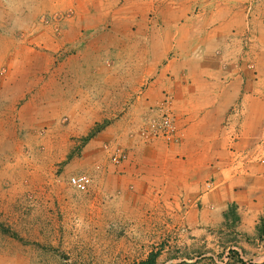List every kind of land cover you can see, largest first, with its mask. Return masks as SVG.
Segmentation results:
<instances>
[{"label": "crops", "instance_id": "crops-1", "mask_svg": "<svg viewBox=\"0 0 264 264\" xmlns=\"http://www.w3.org/2000/svg\"><path fill=\"white\" fill-rule=\"evenodd\" d=\"M58 12L75 14L69 29L124 27L137 51L117 54L131 71L111 80L129 100L113 137L129 151L115 177L152 230L147 253L160 248L161 264H264V0H0V72L14 59L26 67L27 42L13 46L41 40L42 16ZM91 13L103 15L92 23ZM120 13L129 20L109 21ZM28 26L31 37L14 33ZM81 61L72 75L88 80ZM167 94L178 141L147 131ZM175 247L193 258H172Z\"/></svg>", "mask_w": 264, "mask_h": 264}, {"label": "rangeland", "instance_id": "rangeland-1", "mask_svg": "<svg viewBox=\"0 0 264 264\" xmlns=\"http://www.w3.org/2000/svg\"><path fill=\"white\" fill-rule=\"evenodd\" d=\"M102 15L86 16L94 23ZM71 16L44 14L41 40L13 46L21 49L27 42L26 67L14 59L8 71L0 72V264H138L160 250L147 253L150 248L142 245L152 230L137 210L132 187L115 177L129 155L120 165L112 161L118 148L129 154L113 137L124 127L119 115L129 100L112 91L111 80L131 71L130 62L117 54L135 51L134 45L124 27L69 29L62 22ZM107 17L123 24L129 20L125 13ZM32 26L14 33L31 37ZM82 58L88 80L83 71L72 75L81 69ZM24 78L28 90L20 87ZM88 82L89 92H82ZM101 132L104 136H97ZM80 173L93 177L86 191L69 183ZM170 250L174 259L193 258L189 251ZM222 256L217 259L228 260Z\"/></svg>", "mask_w": 264, "mask_h": 264}, {"label": "built area", "instance_id": "built-area-1", "mask_svg": "<svg viewBox=\"0 0 264 264\" xmlns=\"http://www.w3.org/2000/svg\"><path fill=\"white\" fill-rule=\"evenodd\" d=\"M172 98L170 95H166L164 103L160 106L161 110H158L159 114H156L148 122L147 131L152 135L151 137H162L168 141H178L177 125L172 114L170 103ZM128 152L125 149L118 148L112 153V161L114 164L120 165L128 158ZM70 185L79 191H86L93 183V177L88 173L74 174L69 178ZM211 187V183L208 184Z\"/></svg>", "mask_w": 264, "mask_h": 264}, {"label": "trees", "instance_id": "trees-1", "mask_svg": "<svg viewBox=\"0 0 264 264\" xmlns=\"http://www.w3.org/2000/svg\"><path fill=\"white\" fill-rule=\"evenodd\" d=\"M160 255V251H152L147 259L139 262L138 264H158V257Z\"/></svg>", "mask_w": 264, "mask_h": 264}]
</instances>
